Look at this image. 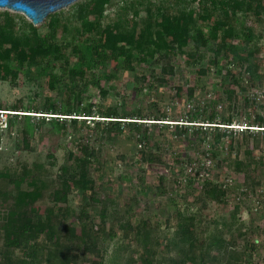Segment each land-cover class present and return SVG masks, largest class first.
<instances>
[{
  "label": "trees",
  "instance_id": "trees-1",
  "mask_svg": "<svg viewBox=\"0 0 264 264\" xmlns=\"http://www.w3.org/2000/svg\"><path fill=\"white\" fill-rule=\"evenodd\" d=\"M111 6L116 7L114 18L105 22ZM249 17L263 19L264 0H79L49 14L45 32L23 15L0 9V80L15 82L21 74L44 77L47 87L63 95L42 106L0 104V110H8L10 128L18 125L27 149L30 137L45 124L51 126L50 133L73 140L51 179L38 163L15 171L0 169V264H247L256 260L264 249L259 238L263 227L253 226V217L249 221L244 216L247 211L255 215L264 211V113L249 114L243 123L246 128L234 129L239 108L234 96L238 88L243 89L242 75L262 77ZM204 48L213 57L210 68L200 72L214 68L224 86L223 93L206 104V116L197 109L188 112L190 120H179L163 107L162 97L151 101L154 112L137 107L125 111L123 104L98 105L87 92L98 87L103 97L108 96L111 86H103L101 80L110 81L123 72L140 75L141 82L132 85L136 94L157 92L161 85H169L178 57L183 58L181 66L192 65L206 56ZM231 80L239 87H233ZM195 86L186 88L190 100ZM174 89L182 97L185 88ZM224 103L233 113H218ZM170 130L171 136L188 144L195 136L209 147L202 151L204 162L189 163L188 184L200 185L194 186L193 193L184 191L178 173L186 155L174 152L169 165L171 173L179 176L174 191L166 189L170 177L165 173H158V184H146L144 164H166L165 144L157 131ZM90 131L97 134L98 145H90ZM119 136L133 142L135 162L144 172L137 177L141 183L136 195L168 194L174 205L164 226L150 218L134 222L132 208L122 211L118 202L98 196L113 187L110 177L116 163L104 155L103 146ZM253 138H258L261 154L256 156L248 144L247 156L230 160L233 174L214 179L213 159L220 149L226 148L230 156ZM48 156L55 159L53 154ZM121 178L136 182L129 175ZM123 187L120 184V191ZM71 195L81 198L78 206ZM45 197L49 203L40 208L38 202ZM187 197L193 198L192 203ZM200 202L201 207H190ZM208 202L229 207V214L220 220L211 214L207 222L203 210Z\"/></svg>",
  "mask_w": 264,
  "mask_h": 264
},
{
  "label": "rangeland",
  "instance_id": "rangeland-1",
  "mask_svg": "<svg viewBox=\"0 0 264 264\" xmlns=\"http://www.w3.org/2000/svg\"><path fill=\"white\" fill-rule=\"evenodd\" d=\"M69 7L64 9H68ZM0 9L9 10L6 8ZM115 9V6H111V8L108 9L107 13L109 14V17L106 18L105 22L114 18ZM10 11L12 13L23 15L28 21L33 23L32 19L25 13L15 10ZM247 22L248 25H252L255 29V42L258 45L256 59L258 61V69L262 77L260 80H256L251 79L246 73L243 74L240 79V86H242L243 89H239L238 85H233V80L230 81L233 87L238 88V92L234 96V98L236 97V99H238L239 103L238 112H236L237 120L234 124L236 130L239 125L243 127L245 126L243 123L246 122L249 114L252 117H255V115L259 113H264V17L262 20H258L255 17H249ZM34 25L38 26L42 32L47 30L45 23L43 26L40 24ZM203 51L206 56L202 59V61H198L192 65L181 66L180 61H183V58L178 57L175 61L174 75L168 79L169 85H161L157 89V92L150 93L146 90L144 93L136 94L135 88L132 85L135 82H141V77L140 75L136 77L130 72L120 73L117 77L110 81H107L106 78L101 80V84L103 86H111V93L106 97L102 96L98 87H91L87 92L89 95H93L91 96V99L98 105L121 106V104H123L125 111H130L131 109L137 107L140 108L142 112H154L155 108L154 106H151V101L154 98L162 97L165 99L163 107L166 109L169 107V110L171 111L170 113H173L174 117L179 120H190L188 112H195L197 109H201L203 116H206L208 114L207 109H209V107L206 108V104L213 99H217V97L221 94L222 89H224V86L219 84L221 76L216 74L214 68L207 71L205 74L200 72L201 68L206 70L210 68L209 61L213 57V53L211 51H207L206 49ZM157 70L160 71L161 68H158ZM239 71L240 67L237 68L236 73ZM215 84H217V86L214 89L213 85ZM192 85H196L194 100L189 99V93L186 90L187 87ZM174 87L185 88V91L183 90L182 92V97L178 96ZM62 97L63 95L60 92L51 90L46 86L44 77L30 78L21 74L15 82L11 80H0V104L5 108L12 104H23L24 107L29 105L42 106L48 99L59 100ZM203 109H205V111H203ZM1 110L8 112V110ZM217 110L218 113L225 111L227 115L233 113L232 109L229 108V103L219 105ZM19 120L23 122V118H19ZM17 127L18 125L10 128L8 118L6 121H0V169L9 168L11 171H15L20 170L24 164L33 167L35 163H38L46 169L45 173L46 175L48 174V178L51 179V176L57 171V166L65 160L67 147L73 146V140H71V137L68 135L58 134L55 132L50 133L49 129L51 126L45 124L40 128V131L30 137V148L27 149L24 147L23 134L21 131H18ZM171 130L165 134H159L157 131V134L160 135V139L165 144L163 159L166 164L145 163L144 165L147 170L144 175L146 184L148 186L158 184L157 175L161 172L170 177L165 181L166 189L169 192L174 191L175 184L173 182L179 177L178 174L171 173L169 168L171 163L170 156H172L171 153L174 152L175 155L178 153L186 155L182 158L184 162L179 166L181 171H178V173H182L181 187L184 191L186 190L189 193H193L194 186L200 188V185L195 184L193 186L192 184H188L190 182L189 178L191 177L189 163L192 162L194 164V162H196L201 164L204 162L206 156H204L202 151L208 149L209 147L208 145L201 143L200 140L195 139V136H192L194 142H192V144H188L187 140H181L176 136H171ZM69 132L71 133L70 130ZM88 133L90 145H98L94 143L96 142L97 134L93 131ZM208 139H212L210 134ZM238 141H242V138L240 137ZM258 143V138L250 139L247 144H242V148L236 147L230 156L228 154L229 151L226 148H221L219 155L213 159L214 179L217 178L224 180L227 174H233L232 169L229 167L231 162L230 160L238 157L244 158L247 156V151L245 149L248 144V147H254V154L259 156L261 154V150ZM261 145L262 143H260V146ZM103 153L105 156L108 155V157L114 158L116 163L114 165V173L110 177L113 187L108 190V192L101 191L98 196L100 198L109 197L114 202H118L119 208L122 211L132 208L131 212L134 222L141 218H150L151 222L155 223V221H159L164 226V222L167 217L166 214L173 210L174 205L169 202L167 197L168 194L153 195V197L150 194L136 195V188H139V183H141L140 180H137V177L139 174H143L144 172L140 170L139 166L135 162L136 158L134 153H136V148L133 147V142L123 136H119V138L115 137L114 139L106 141V144L103 146ZM48 154L55 155V159H50ZM52 161L57 163V165L50 164ZM121 175H129L133 177L136 182L123 181L121 180ZM110 181L105 183L106 187L111 184ZM120 184L124 185L122 191H120ZM129 187L131 188L129 189ZM46 199L47 197L38 202V206L40 208H44L48 205L49 202ZM71 199L74 206H78L81 202V198L77 195H71ZM177 199L179 200L178 197ZM192 201V197H187V202L192 203ZM178 203L181 204V200H179ZM201 203L202 202L195 203L192 206L190 205V207L192 209L199 208L202 206ZM188 206V203L185 204L184 209ZM229 210V207L208 202V205L203 210L204 219L207 220V222L210 221L209 218L212 214V217L216 216V219L220 220L229 214ZM244 217L249 219V221L253 217V226L261 225L263 227L262 231L259 233V238L263 241L264 211L256 215L247 211ZM213 227L214 225L211 226V230ZM0 244H2L1 236ZM247 264H264V249L260 250L258 256H256V260Z\"/></svg>",
  "mask_w": 264,
  "mask_h": 264
},
{
  "label": "water",
  "instance_id": "water-1",
  "mask_svg": "<svg viewBox=\"0 0 264 264\" xmlns=\"http://www.w3.org/2000/svg\"><path fill=\"white\" fill-rule=\"evenodd\" d=\"M79 0H0V8L21 11L34 24H43L49 14L67 8Z\"/></svg>",
  "mask_w": 264,
  "mask_h": 264
},
{
  "label": "built area",
  "instance_id": "built-area-1",
  "mask_svg": "<svg viewBox=\"0 0 264 264\" xmlns=\"http://www.w3.org/2000/svg\"><path fill=\"white\" fill-rule=\"evenodd\" d=\"M7 118H8V112L0 110V121H1V122L6 121ZM243 128H246V126L243 127V126H240V125H239V126L237 127V129H239V130H240V129L242 130ZM255 128H256V127H255ZM234 129H236V128L234 127Z\"/></svg>",
  "mask_w": 264,
  "mask_h": 264
}]
</instances>
